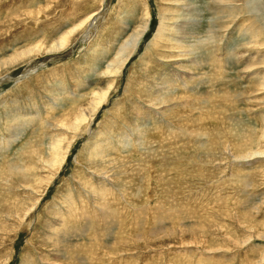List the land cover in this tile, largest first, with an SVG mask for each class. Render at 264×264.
I'll list each match as a JSON object with an SVG mask.
<instances>
[{"label": "rangeland", "instance_id": "1", "mask_svg": "<svg viewBox=\"0 0 264 264\" xmlns=\"http://www.w3.org/2000/svg\"><path fill=\"white\" fill-rule=\"evenodd\" d=\"M0 264H264V0H0Z\"/></svg>", "mask_w": 264, "mask_h": 264}, {"label": "bare ground", "instance_id": "2", "mask_svg": "<svg viewBox=\"0 0 264 264\" xmlns=\"http://www.w3.org/2000/svg\"><path fill=\"white\" fill-rule=\"evenodd\" d=\"M106 5V4H105ZM103 7H104V5H103ZM103 10V9H102ZM101 11V10H100ZM101 13H102V11H101ZM104 13V12H103ZM102 13V14H103ZM98 16H100V13H99V15ZM162 16V15H161ZM164 20H165V17L164 16H162L161 18H160V25H159V30L158 31H156V33H155V37H154V39L153 40H158L159 41V39L161 38V33H160V28H161V26L162 25H164L165 24V22H164ZM193 20V19H192ZM148 21V20H147ZM94 22L95 21H93L92 22V24L90 23V25H94ZM91 26V27H92ZM91 27L89 28V29H91ZM164 27V26H163ZM77 28H79V25H78V27ZM146 30H148V26H147V23H145L144 24V26L141 28V29H138L137 30V34H135V36H134V34L126 41V42H124L122 45H120L119 47H118V49H117V51H116V54H115V57H114V59H112L109 63H108V65L106 66L108 69H109V72H111V73H116L117 72V70L118 69H120L121 68V66L126 62V60H127V58L129 57V56H131V52L133 51V50H135V48H136V46H137V44H138V41H139V39L141 38V36L144 34V32L146 31ZM73 31H74V28H71V29H69L68 31H66L65 33H63L62 35H60V38H59V40L56 42V43H54V44H52V45H50V51L51 50H53V51H59V50H62L65 46H66V44L69 42V37H70V35L73 33ZM89 32V31H88ZM86 34H87V31H86ZM154 42H157V41H154ZM168 46H171V45H168ZM48 47V46H47ZM35 48V47H34ZM34 48H31V49H29V50H22L23 52H26V53H24V54H29L31 51H33L34 50ZM36 48H38V47H36ZM49 51V52H50ZM23 52H21V53H23ZM47 52H48V50H47ZM21 53H19V54H17V55H14L13 57H11L10 58V60H9V62H12V61H15L17 58H20L22 55H21ZM23 54V55H24ZM173 59V58H172ZM17 62V61H16ZM261 67V66H260ZM177 68V67H176ZM139 95V94H138ZM104 97V95H103V93L102 94H96V96L95 97H93V99H94V105H96V106H98L99 104H100V102H101V100H102V98ZM149 102H151V101H149ZM84 110V109H83ZM81 111L80 112V114H81V121L83 122L86 118H85V114H87L85 111ZM90 111V110H89ZM92 113V112H91ZM88 115V114H87ZM79 118V117H78ZM78 122H80L79 120H78ZM237 130V129H236ZM233 131V130H232ZM240 134H238V136H239ZM241 136V138L242 139H240V142L237 144L238 146H243L244 145V142H243V135H240ZM55 144H53L52 145V147H51V155H52V162H53V164L55 165V162H59L60 163V160H59V156H60V140H57L56 142H54ZM203 145V144H202ZM241 149H245V147L244 148H239V149H235V150H237V151H239V150H241ZM248 149V148H247ZM249 150H251V149H249ZM246 154V157L247 156H249V155H253V154H256V152H253V153H251V152H247V153H245ZM254 156V155H253ZM53 165V166H54ZM56 166V165H55ZM74 208V207H73ZM105 215V214H104ZM64 223V222H63ZM65 237V236H64Z\"/></svg>", "mask_w": 264, "mask_h": 264}, {"label": "water", "instance_id": "3", "mask_svg": "<svg viewBox=\"0 0 264 264\" xmlns=\"http://www.w3.org/2000/svg\"><path fill=\"white\" fill-rule=\"evenodd\" d=\"M106 8H107V5H105V6H104V9H103V10L105 11V10H106ZM104 11H103V12H104Z\"/></svg>", "mask_w": 264, "mask_h": 264}]
</instances>
